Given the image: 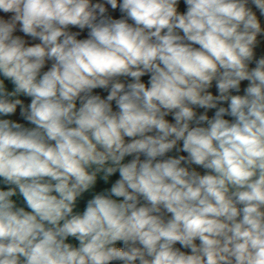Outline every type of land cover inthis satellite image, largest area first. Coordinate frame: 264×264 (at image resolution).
Returning a JSON list of instances; mask_svg holds the SVG:
<instances>
[{"label":"clouds","instance_id":"obj_1","mask_svg":"<svg viewBox=\"0 0 264 264\" xmlns=\"http://www.w3.org/2000/svg\"><path fill=\"white\" fill-rule=\"evenodd\" d=\"M0 264H264V0H0Z\"/></svg>","mask_w":264,"mask_h":264},{"label":"built area","instance_id":"obj_2","mask_svg":"<svg viewBox=\"0 0 264 264\" xmlns=\"http://www.w3.org/2000/svg\"><path fill=\"white\" fill-rule=\"evenodd\" d=\"M146 79V78H145Z\"/></svg>","mask_w":264,"mask_h":264}]
</instances>
